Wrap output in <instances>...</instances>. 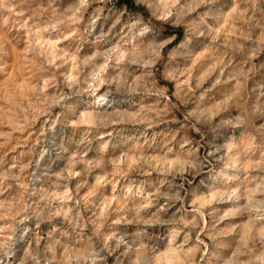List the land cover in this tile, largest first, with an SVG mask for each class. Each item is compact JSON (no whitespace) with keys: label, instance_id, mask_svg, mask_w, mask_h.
I'll use <instances>...</instances> for the list:
<instances>
[{"label":"rangeland","instance_id":"374dc122","mask_svg":"<svg viewBox=\"0 0 264 264\" xmlns=\"http://www.w3.org/2000/svg\"><path fill=\"white\" fill-rule=\"evenodd\" d=\"M0 0V264H264V0Z\"/></svg>","mask_w":264,"mask_h":264},{"label":"trees","instance_id":"16d2710c","mask_svg":"<svg viewBox=\"0 0 264 264\" xmlns=\"http://www.w3.org/2000/svg\"><path fill=\"white\" fill-rule=\"evenodd\" d=\"M125 2H128V3H130L131 1L130 0H124Z\"/></svg>","mask_w":264,"mask_h":264}]
</instances>
